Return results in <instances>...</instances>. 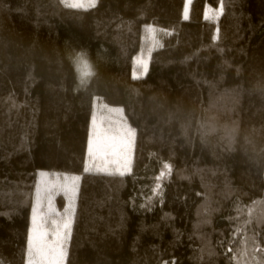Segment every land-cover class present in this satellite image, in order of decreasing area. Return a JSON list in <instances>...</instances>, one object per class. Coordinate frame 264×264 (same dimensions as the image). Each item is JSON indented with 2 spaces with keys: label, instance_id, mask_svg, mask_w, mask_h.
I'll list each match as a JSON object with an SVG mask.
<instances>
[{
  "label": "trees",
  "instance_id": "obj_1",
  "mask_svg": "<svg viewBox=\"0 0 264 264\" xmlns=\"http://www.w3.org/2000/svg\"><path fill=\"white\" fill-rule=\"evenodd\" d=\"M184 7L0 0V264L26 262L40 170L81 177L66 264H264V0ZM96 100L135 131L123 177L83 171Z\"/></svg>",
  "mask_w": 264,
  "mask_h": 264
},
{
  "label": "snow or ice",
  "instance_id": "obj_2",
  "mask_svg": "<svg viewBox=\"0 0 264 264\" xmlns=\"http://www.w3.org/2000/svg\"><path fill=\"white\" fill-rule=\"evenodd\" d=\"M185 3L189 5V8L184 18L189 19L192 0H185ZM222 13V5L215 9L206 5L204 19L217 22ZM136 67L140 71L134 72V76H143L147 70L146 66L138 62ZM131 135L134 137L135 133L132 132ZM83 171L121 177L130 174L132 160L128 154L127 142L110 134L103 126H97L94 129L90 127ZM39 176L26 240V264H65L81 177L50 173L45 170H41ZM165 177V172L161 171L153 189L154 196H162L159 181ZM61 194L66 199V205L62 211L55 203V197ZM148 203L150 205L151 201L149 200Z\"/></svg>",
  "mask_w": 264,
  "mask_h": 264
},
{
  "label": "rangeland",
  "instance_id": "obj_3",
  "mask_svg": "<svg viewBox=\"0 0 264 264\" xmlns=\"http://www.w3.org/2000/svg\"><path fill=\"white\" fill-rule=\"evenodd\" d=\"M66 1L70 6H73V7H79V6L87 7V6L94 5L96 3V0H66ZM188 8H189V5L185 3L183 17L185 16ZM148 27H149L150 39L152 42V48L159 47L161 42H160V38L158 37V33L161 30L159 29L157 31L151 25H149ZM135 61L136 63L142 62L146 66V69H147L145 72L146 74L149 68V63H150V52H147L145 54L142 53L140 56H138L135 59ZM133 76H134V73H133ZM134 77H138V76H134ZM88 81H89V78L80 77L81 84H85ZM94 106H95V113L92 117V128L94 129L97 126H103L108 129L110 134L115 135L117 138H122L124 141H126L128 154L131 156V160H133L135 135L133 137L131 133L132 132L135 133V131L130 125L127 119V116L124 112V109L122 107L107 105L100 100H96L94 103ZM39 172H38V182L40 180ZM68 175H75V174H68ZM61 195H57L55 197V203L57 207L62 211L63 207L66 205V199L64 197H63L64 199H62ZM34 203H35V198H34ZM65 264H66V261H65Z\"/></svg>",
  "mask_w": 264,
  "mask_h": 264
}]
</instances>
